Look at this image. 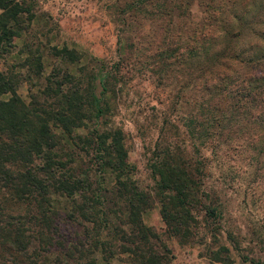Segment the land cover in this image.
<instances>
[{
    "label": "trees",
    "instance_id": "obj_1",
    "mask_svg": "<svg viewBox=\"0 0 264 264\" xmlns=\"http://www.w3.org/2000/svg\"><path fill=\"white\" fill-rule=\"evenodd\" d=\"M191 1L204 9L188 24ZM124 4L125 14L136 21H124L137 43L130 45L132 54L141 50L156 73L191 89V99L180 100L190 109H181L182 121L174 128L209 140H241L254 156L263 155L264 9L256 6L264 7V0ZM34 15L25 0H0V58L29 30ZM144 24L149 28L142 30ZM24 46L20 65L40 72L39 46ZM71 56L69 61L77 60ZM13 75L0 69V264H109L114 248L128 254L129 264H167L168 248L157 243L159 234L144 223V212L157 203L165 236L179 239L191 234L197 214L211 220L222 214L221 191L204 187L201 158L172 153L167 144H160L150 161L151 188H141L130 176L134 166L126 159L120 130L87 127L100 111L91 83L82 86L68 72L61 79L52 75L25 102ZM24 77L29 79V72ZM107 77L113 75L104 73L103 89ZM83 127L84 134L78 131ZM106 175L112 177L109 187L97 186ZM52 197H65L68 207L62 212ZM227 253L219 246L207 254L230 264Z\"/></svg>",
    "mask_w": 264,
    "mask_h": 264
},
{
    "label": "rangeland",
    "instance_id": "obj_2",
    "mask_svg": "<svg viewBox=\"0 0 264 264\" xmlns=\"http://www.w3.org/2000/svg\"><path fill=\"white\" fill-rule=\"evenodd\" d=\"M25 1L31 4L35 14L30 28L15 38L10 51L0 58V69L11 71L18 79L16 93L23 101L28 102L31 94H37L46 77L53 75L61 79L68 72L82 86L92 84L94 95L100 98V111L87 127L94 124L102 131L120 130L126 159L134 166L130 176L141 188H151L150 161L158 154L155 151L159 145L167 144L172 153L200 157L205 169V189L221 191L222 214L211 220L196 213L198 224L190 228L187 238L165 236L157 203L144 212V223L159 234L157 243L168 248L167 264H222L211 261L207 254L219 246L228 250L230 264H264V164L261 162L264 154L254 156L251 149L242 147L241 140H209L196 132L186 133L182 126L179 130L174 128L182 121L181 109H190L180 100L183 96L191 99V89L178 87L172 75L156 73L155 65L148 63L141 50L138 55L132 54L130 45L137 43L124 21L134 25L136 21L125 14L127 0ZM256 7L264 9L262 4ZM201 9H204L202 5L191 1L184 20L193 24L199 19ZM142 28L149 26L144 24ZM26 43L40 48L42 67L38 73L34 66L20 65ZM63 47L67 50L64 54L56 53ZM71 54L77 56L76 61L67 59ZM28 72L30 78L26 79ZM106 72L113 77L105 79L103 89L100 81ZM1 97L5 99L7 94ZM86 129L78 131L84 134ZM82 162L80 167L85 168L86 159ZM90 169L98 173L95 164ZM91 178L95 181L96 175L92 173ZM111 178L99 177L96 185L109 187ZM52 201H58L54 204L62 212L69 204L65 197H52ZM61 228L70 231L66 226ZM128 258V254L114 248L109 264H129ZM49 259L52 260L50 254Z\"/></svg>",
    "mask_w": 264,
    "mask_h": 264
}]
</instances>
